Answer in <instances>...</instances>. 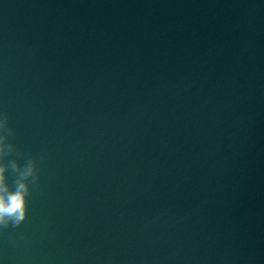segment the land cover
I'll return each mask as SVG.
<instances>
[{
    "label": "water",
    "instance_id": "95a60500",
    "mask_svg": "<svg viewBox=\"0 0 264 264\" xmlns=\"http://www.w3.org/2000/svg\"><path fill=\"white\" fill-rule=\"evenodd\" d=\"M0 114V264H264V0H0Z\"/></svg>",
    "mask_w": 264,
    "mask_h": 264
},
{
    "label": "clouds",
    "instance_id": "9594fccd",
    "mask_svg": "<svg viewBox=\"0 0 264 264\" xmlns=\"http://www.w3.org/2000/svg\"><path fill=\"white\" fill-rule=\"evenodd\" d=\"M14 130L8 127V117L0 114V227L9 224L19 226L28 216V197L31 184L38 181L37 162L28 160L21 165L19 160L12 159L5 163V157L18 150L13 143L8 142ZM15 174L14 186L8 183V171Z\"/></svg>",
    "mask_w": 264,
    "mask_h": 264
}]
</instances>
